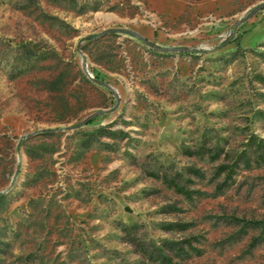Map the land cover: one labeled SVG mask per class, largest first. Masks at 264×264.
<instances>
[{
	"label": "rangeland",
	"instance_id": "rangeland-1",
	"mask_svg": "<svg viewBox=\"0 0 264 264\" xmlns=\"http://www.w3.org/2000/svg\"><path fill=\"white\" fill-rule=\"evenodd\" d=\"M128 238L264 264V0H0V264H159Z\"/></svg>",
	"mask_w": 264,
	"mask_h": 264
},
{
	"label": "trees",
	"instance_id": "trees-1",
	"mask_svg": "<svg viewBox=\"0 0 264 264\" xmlns=\"http://www.w3.org/2000/svg\"><path fill=\"white\" fill-rule=\"evenodd\" d=\"M97 34H88L84 38H92L96 36ZM195 151V152H194ZM191 150V153H198V154H208L211 158H217L220 156L221 151L219 147H208L207 149L205 147H201L198 150ZM223 170H226L228 175L231 176L232 174V167L229 166L228 164H224L221 167ZM168 177L166 176V180ZM176 187L180 190L185 192L186 194H190V190L184 188L183 186H180L178 183L172 182ZM188 226L187 223L184 222H176V223H170L168 224V228H181L185 229ZM131 227H124V230H126L127 234H130ZM134 245L136 246V249L144 254L145 256H148L149 258L152 259L153 262H158L159 264H173L172 263V256L169 254V252L166 250L171 251L174 249L176 244H183V243H188L189 245H192V241L189 238L183 239V240H170V241H165L162 245L159 246H146V243L140 242L138 240H135L133 238H128ZM258 242V238H254L251 242V244L254 246Z\"/></svg>",
	"mask_w": 264,
	"mask_h": 264
},
{
	"label": "water",
	"instance_id": "water-1",
	"mask_svg": "<svg viewBox=\"0 0 264 264\" xmlns=\"http://www.w3.org/2000/svg\"><path fill=\"white\" fill-rule=\"evenodd\" d=\"M127 30L138 35V32H136L134 30H131V29H127Z\"/></svg>",
	"mask_w": 264,
	"mask_h": 264
}]
</instances>
